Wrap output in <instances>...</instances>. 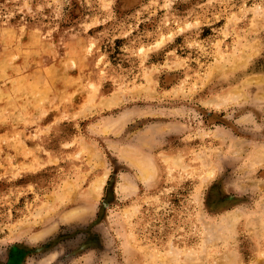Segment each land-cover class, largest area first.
<instances>
[{
  "label": "rangeland",
  "instance_id": "1",
  "mask_svg": "<svg viewBox=\"0 0 264 264\" xmlns=\"http://www.w3.org/2000/svg\"><path fill=\"white\" fill-rule=\"evenodd\" d=\"M0 264H264V0H0Z\"/></svg>",
  "mask_w": 264,
  "mask_h": 264
}]
</instances>
